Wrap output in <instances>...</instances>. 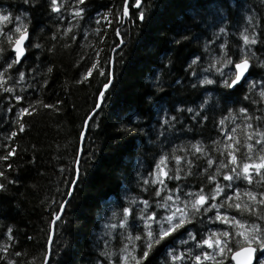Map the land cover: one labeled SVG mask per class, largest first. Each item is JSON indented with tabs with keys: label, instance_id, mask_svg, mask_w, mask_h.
<instances>
[{
	"label": "trees",
	"instance_id": "obj_1",
	"mask_svg": "<svg viewBox=\"0 0 264 264\" xmlns=\"http://www.w3.org/2000/svg\"><path fill=\"white\" fill-rule=\"evenodd\" d=\"M134 2L129 0L130 5ZM200 3L142 0L144 19H138L137 9L130 7L124 20L123 0H84L83 4L57 0L58 12L51 10V0H0V13L11 17L9 23L0 24V47L5 49L0 53V70L14 58L5 34L15 36L16 16L21 17L29 34L24 59L8 69L0 81V156L15 147L13 156L0 161V171L15 181L0 192V246L8 245V251L0 250V256L13 259L15 264L45 263L53 214L59 213L70 194L77 171L73 193L55 227L47 264H108L101 255L105 250L115 253L113 264H119L125 244L129 250L135 244L134 253L139 256L143 241L129 243L127 237L129 233L133 237L144 233L142 216L155 213L150 223L158 230L157 219L183 207L202 191L209 197L206 204L219 207L191 218V223L156 245L146 262L174 264L169 251L178 246V237L189 231L198 237L213 223L214 209L240 218L228 204L246 202L247 192L256 193L259 199L264 179L253 173L250 184L242 178L227 181L224 175L235 176L225 147L234 143L232 137L240 141L237 156L244 162L246 135L257 129L264 131V98L260 96L264 90L258 83L264 82V67L259 63L264 60V0H208V7ZM77 8L84 9L80 16L75 15ZM192 16L206 23L193 27ZM246 17L252 18L258 35V43L252 46L256 58L247 78L227 89L220 83L221 75L209 65L220 55L219 44L225 42L228 55L238 58L239 32L248 27ZM221 26L226 35L214 37ZM208 41L212 43L206 47ZM121 42L114 55L113 81L89 120L78 163L84 122L110 81L112 51ZM37 44L39 48L34 47ZM93 63L96 67L87 81L81 80ZM226 68L225 75L232 66ZM21 71L25 73L23 80L19 78ZM204 78L215 83L200 84ZM8 88L12 91L7 92ZM17 95L21 101L15 100ZM37 100L59 110L35 105L36 113L20 118L25 125L20 132L17 111ZM240 108L247 112L241 113ZM168 118L174 119L170 124L162 123ZM246 124L252 127L246 128ZM14 130L17 135L5 139ZM255 139L259 137L249 142L254 144ZM193 145L201 147L203 153L196 152ZM260 147L255 146L253 158ZM161 156L166 157L162 167L168 176L161 177L162 184L153 183ZM177 156L181 157L179 162ZM209 176L215 180L210 181ZM0 182L6 183L3 178ZM217 184L221 195L213 201ZM229 185L235 187L233 199L221 202ZM168 196L173 199L167 200ZM144 200L148 205L141 208ZM172 203L177 204L171 207ZM125 207L130 212L126 226L121 227ZM244 219L251 222L254 218L245 214ZM257 222L264 225V221ZM9 227L13 240L4 235ZM16 252L20 256H15ZM0 264L7 262L0 260Z\"/></svg>",
	"mask_w": 264,
	"mask_h": 264
},
{
	"label": "snow or ice",
	"instance_id": "obj_2",
	"mask_svg": "<svg viewBox=\"0 0 264 264\" xmlns=\"http://www.w3.org/2000/svg\"><path fill=\"white\" fill-rule=\"evenodd\" d=\"M25 3H28L29 0H24ZM78 4H83L84 0H76ZM142 0H135L134 4L129 3V0H123V6H122V15L123 17L127 18L130 15V7H134L137 9L138 12V19L143 20L144 19V12L140 10ZM200 6L202 7H208V0H201ZM51 10L53 12L59 11V6L57 4V0H51ZM84 11L83 8H77L75 10V15L80 16V14ZM121 13H118V17ZM26 15V14H25ZM248 20V27L242 29L239 32V40L241 41L239 45V56L237 59H233L232 56L228 55L227 49H226V42L219 44V51L220 55L218 57H213L212 61L209 65L210 69H214L215 72L219 73L221 75V81L220 83L224 88L232 89L235 86H237L242 80L247 78V75L250 73L251 67L253 66L252 61L254 58H256V53L252 51V46L256 45L258 43V35L255 27L252 25V18L246 17ZM16 27L14 28L15 36L10 34H5V38L7 40L8 46L11 49V51L14 54V58L11 60V62L7 63L6 66H4L3 70H0V81L5 79V73L8 69L13 68V65L19 64L21 62L22 57L25 56V47L24 42L28 38V32H27V26L23 25L21 22V17L16 16ZM190 20L192 22V26L196 27L199 26L201 23H206L203 19L197 20L195 16L190 17ZM11 21V17L9 14L0 13V24H7ZM251 29V31H249ZM3 29H0V32H2ZM116 35L119 36L120 32L117 31ZM219 35H226V28L221 26L217 32L213 33V36H219ZM187 39V37H185ZM212 41H208L206 43V47L208 44H211ZM34 47L39 48L40 45H34ZM5 49L3 47H0V53H3ZM199 57L193 59L191 61L192 65H195L197 63V60ZM260 66L264 67V60H261ZM231 65L232 68L229 69L228 74L225 75L222 72V69L225 68V66ZM191 66V65H190ZM96 67V64L93 63L85 73L81 75V80L87 81L88 76L92 73V70ZM48 71H51V68L48 69ZM103 74V73H102ZM25 77L24 72L19 73L20 80H23ZM46 83V81H45ZM77 83H80V81H77ZM200 84H213L215 81L211 79L204 78L199 81ZM108 84L104 85V88H107ZM7 92H11L12 88L6 89ZM103 95V93H101ZM260 96L264 98V91L260 92ZM16 101H21L22 97L20 95H17L14 97ZM57 104H59V101H57ZM35 105H40L42 108H53L55 110H59L58 108H55V106L50 104H44L42 101H35L34 104H29L27 107H20L19 110L16 113L17 120L16 123L19 124L18 130L20 132H23L25 129L24 123L20 122V118L24 116H31L34 113L37 112V108ZM99 107V105H97ZM203 107V105H201ZM94 111V110H93ZM177 111H180L179 108H177ZM187 111L191 112L192 109L189 108ZM231 111V110H230ZM239 111L241 113H246L247 110L245 108H240ZM174 118H168L162 123L164 124H170ZM245 119H248L247 116H245ZM87 123V121H85ZM223 123V121H221ZM246 128H251V124H246ZM235 132V129L232 130ZM17 135V131H12L9 135L5 136V139H11L12 137ZM83 136L84 133H81ZM254 136H258L259 139H255V143H250L249 141L253 140ZM232 140L234 143L226 145L227 149V158L230 165H232L231 171L235 173V176L225 174L224 179L227 181H231L233 179H244L248 183H252V174L255 173L257 176H259L261 179H264V131H261L257 129L254 133L248 134L245 137L243 147L247 150L246 157L244 158V162H240L238 160L237 153L240 152V141L236 140L235 137H232ZM256 145H260V149L258 150L259 154L257 157L253 158L252 153ZM4 147H7V145H4ZM193 148L196 152L203 153V149L199 147L198 145H193ZM15 154V147L13 146L5 155L0 156V161H7L9 157L13 156ZM175 159L179 162L181 157L177 156ZM166 157L161 156L160 160L157 161L156 165V173H155V179H153V183H163V179L161 177H167L168 173L165 170V167H162V165L165 164ZM248 160H251L252 162H247ZM212 160H208L209 166L212 164ZM220 167H227V165L221 164ZM7 168H11V164L7 165ZM0 178H3L6 183L0 182V192L6 191V184H12L15 183L13 180H9L5 174L4 171H0ZM176 179H180L179 176L176 177ZM208 179L210 181L215 180L214 176H209ZM145 183H148V181H145ZM231 185H229L230 187ZM221 191L220 185L217 184L216 188L214 189V195H212L211 199L214 201L215 196L219 195ZM157 196L160 194V190L157 189L156 193ZM189 196H192V193L188 194ZM247 197L246 202H235L228 204L229 208H234L239 214L240 218H237V216H229L227 214L221 215V213L217 212V215L215 217L216 220L220 221L223 224H227L231 226V231L229 230H223L220 232H210L209 234L205 235L203 239H200L199 241H196L195 246L196 248H200L201 245L206 246L207 249H210L211 251H201L200 254L194 256V260L196 264H206V262H211V264H225V261L228 262V264H253L254 261V254L257 253L260 250H264V225L261 223H258L257 221H264V192L259 193V199L257 198V194L253 192H247L245 193ZM167 200H172L173 198L171 196H168L166 198ZM177 201L179 200V197L177 196L175 198ZM209 197L204 195L203 192L195 193V199L188 200L183 207H176L174 210L170 211L166 217L161 218L159 221H155V223L158 225V230H153L149 224V221H152L154 219L155 213L142 216V219L144 221V233L138 234L136 236H132L131 233H129L127 240L129 243H132L134 240H142L143 241V247H142V253L137 256L134 253V249L136 247L135 244L132 245V250H129L128 244H125L120 249V255H119V264H146L148 258L150 257V254L153 250V248L156 247V245L161 244V242L165 241L166 238L172 236V234L178 232L181 228L184 227V225L191 223V218L198 215L201 211H208L209 207L216 208L219 207L218 205L213 204H206V201H208ZM229 200H232L233 197H228ZM237 201H239V194L235 197ZM135 202V201H133ZM145 206L148 205V201L144 200L141 201ZM159 206V205H158ZM63 208V205L60 206ZM259 209V210H258ZM130 209L128 207H125L123 209V216L124 218L119 221L121 227L126 226V221L129 215ZM245 214H247L248 217H253L254 219L251 220V222L248 219H244ZM53 219L58 220L59 216L57 214H53ZM111 227H115V225H112ZM12 228L9 227L7 231L4 233L5 236H7L8 240H13ZM189 239H192L195 241V237L191 232L188 233ZM49 240H51V236H49ZM0 250L7 252L8 251V245L0 246ZM188 252V255L191 256V250L186 249ZM15 256H20L19 252L14 253ZM101 255L104 256L108 264H113L112 257L115 255V253L111 251H103L101 252ZM169 255L171 260L174 262L183 260L184 253L179 254H172L171 251H169ZM260 255L264 256V251H260ZM219 257V259H218ZM0 260H6L7 264H15V261L13 259H8L6 256H0ZM97 264H100L98 261ZM259 264H264V259H261L259 261Z\"/></svg>",
	"mask_w": 264,
	"mask_h": 264
},
{
	"label": "rangeland",
	"instance_id": "obj_3",
	"mask_svg": "<svg viewBox=\"0 0 264 264\" xmlns=\"http://www.w3.org/2000/svg\"><path fill=\"white\" fill-rule=\"evenodd\" d=\"M11 35H13L12 33H10ZM120 36V35H119ZM120 38V37H119ZM122 43V42H121ZM120 47V44L118 46H116L114 48V50H116V48L118 49ZM116 52V51H115ZM115 52L113 53L112 51V54L115 55ZM112 57V56H111ZM227 70L226 66L225 68L222 69V72L224 73L225 71ZM260 84V88H262L264 90V82L263 84H261V81L258 82ZM90 116V115H89ZM88 116V117H89ZM87 117V118H88ZM87 120V119H86ZM85 120V121H86ZM85 124V122H84ZM228 134V133H227ZM226 134V135H227ZM168 136H170V133L168 134ZM81 140V139H80ZM158 143V142H157ZM251 163V162H249ZM75 182V181H74ZM73 182V184H74ZM230 190L228 192H226L224 198L221 199V202H225L226 199H228V197H232L234 195V186L231 185L230 187ZM223 194V193H222ZM219 195H221V191L219 193ZM219 195H216V196H219ZM71 196L68 195V197L66 198V200L64 202H67L70 200ZM209 201V200H208ZM207 202V201H206ZM67 203H66V206H67ZM177 203H172V206L171 207H174L176 206ZM63 205V204H62ZM144 207L143 206V203H141V208ZM66 209V208H65ZM209 209H212L211 207H209ZM213 215H212V220H213V223L211 224H208V225H211V226H207L206 229H204L203 231H201L200 235L198 237H195V241L192 240V239H189V236L187 233H185V236L184 237H178V246H176L175 249H172L171 252L172 254H179V253H184V259L181 260L184 264H196L195 260H194V256L195 255H198L200 254L201 251H211L210 249H207L206 246L204 245H201V247L198 249L196 248L195 246V243L196 241H199L200 239H203L205 237V235L209 234L210 232H220V231H223V230H229L230 231V228L231 226L230 225H227V224H223L221 223L220 221L216 220L215 217H216V212H219L221 213V215L223 214H227L230 216V213L228 214L227 212L225 213L224 211H222L221 209H219V211H216V209H214L213 211ZM63 216V215H62ZM161 219H157V221H159ZM57 224V223H56ZM149 224L150 226L152 225V222L150 223L149 221ZM144 226V225H143ZM56 227V226H55ZM155 228L158 229V225L156 224ZM145 231V229H144ZM188 232V231H187ZM190 232V231H189ZM186 249L188 250H191V253L192 255L189 256L188 255V252L186 251ZM261 251V250H260ZM260 251H258V253L260 254ZM219 259V257H218ZM261 259H264V256H261L259 257V261ZM206 264H211V262H206ZM225 264H228V262L225 261ZM258 264V263H256Z\"/></svg>",
	"mask_w": 264,
	"mask_h": 264
},
{
	"label": "water",
	"instance_id": "obj_4",
	"mask_svg": "<svg viewBox=\"0 0 264 264\" xmlns=\"http://www.w3.org/2000/svg\"><path fill=\"white\" fill-rule=\"evenodd\" d=\"M119 37H120V36H119ZM120 38H121V37H120ZM28 40H29V34H28V38H27V39L25 40V42H24L25 55H26V46H27ZM122 43H123V42H122ZM122 43H120V46H121ZM116 49H117V48H116ZM115 51H116V50H113V53H114ZM24 57H25V56H24ZM24 57H22L21 61L24 59ZM113 66H114V55L112 54V58H111V76L113 75ZM104 92H105V89L103 88L102 91H101V93L104 94ZM101 93H100V95H99V101H100V103H101L102 100H103V99H102V96H103V95H101ZM90 117H91V115L87 118V120H86L87 123L84 124V129H83V132H82V133H84V135H83V136L81 135L78 163H79L80 158H81V154H82V150H83V146H84V141H85L86 132H87V129H88V123H89ZM78 163H77V168H78ZM78 177H79V172L77 171V175H76V178H75V180H74L75 182H74V184H72V188H71V192H70L69 196H71L72 193H73L74 186H75V184H76V181H77ZM66 203H67V202H64V203H63V208H61V210L59 211V214H58L59 219H58V220H53V222H52V225H51V234H50V236H51V240H49V242H48V253H47L46 260H45V263H44V264H47V263H48L49 257H50V255H51V253H52V243H53V239H54V235H55V226H56V223L61 219V217H62V215H63V213H64V211H65ZM258 257H259L258 253H255V254H254V261H253V264L256 263Z\"/></svg>",
	"mask_w": 264,
	"mask_h": 264
},
{
	"label": "bare ground",
	"instance_id": "obj_5",
	"mask_svg": "<svg viewBox=\"0 0 264 264\" xmlns=\"http://www.w3.org/2000/svg\"><path fill=\"white\" fill-rule=\"evenodd\" d=\"M126 18L124 17V20H125ZM112 81H113V77L111 76V78H110V81L107 83L108 84V87L107 88H104L105 89V91L106 90H108V88L111 86V83H112ZM97 105H99V107H100V105H101V103H100V101L98 100V103H97ZM97 105H96V107H95V109H94V111L90 114L91 116L93 115V113L99 108V107H97ZM91 118V117H90ZM59 214V213H58ZM57 214V215H58ZM54 220V219H53ZM53 222V221H52Z\"/></svg>",
	"mask_w": 264,
	"mask_h": 264
}]
</instances>
